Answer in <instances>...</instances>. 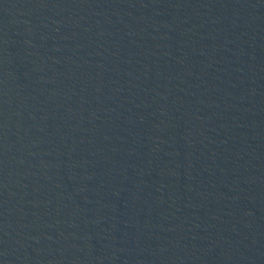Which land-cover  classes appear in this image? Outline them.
Returning <instances> with one entry per match:
<instances>
[{"label":"water","instance_id":"95a60500","mask_svg":"<svg viewBox=\"0 0 264 264\" xmlns=\"http://www.w3.org/2000/svg\"><path fill=\"white\" fill-rule=\"evenodd\" d=\"M0 264H264V0H0Z\"/></svg>","mask_w":264,"mask_h":264}]
</instances>
